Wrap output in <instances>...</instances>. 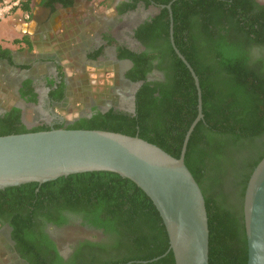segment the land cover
<instances>
[{
	"label": "trees",
	"instance_id": "16d2710c",
	"mask_svg": "<svg viewBox=\"0 0 264 264\" xmlns=\"http://www.w3.org/2000/svg\"><path fill=\"white\" fill-rule=\"evenodd\" d=\"M11 1V0H7ZM74 0H40V6L72 7ZM172 3V4H171ZM199 80L203 119L192 132L185 165L205 201L209 230V264H247L243 223L244 192L251 173L264 158V4L257 0H131L117 6L119 15L139 6L158 12L140 24L133 38L145 50L134 52L106 39L116 48L117 60L132 68L126 79L142 83L135 94L133 114L92 108L90 117L56 125L54 129L100 130L138 137L179 158L185 135L197 116V91L188 69L175 54L170 39ZM164 7V8H162ZM33 0H24L12 12L32 15ZM20 54H32L28 36L14 40ZM101 47L94 55L103 54ZM28 71L35 62L16 65L0 45V65ZM103 67V71L107 67ZM109 70V69H108ZM107 70V71H108ZM153 70L164 79L150 82ZM106 71V72H107ZM105 72V73H106ZM58 80H47L48 99L55 108L68 106L69 87L57 67ZM87 88V89H86ZM105 88V89H104ZM103 91L109 94L108 87ZM93 87L85 86L86 92ZM98 90V89H96ZM99 91V90H98ZM96 91L97 100L104 93ZM20 99L36 104L33 80H25ZM4 107V106H3ZM23 111L11 106L0 114V137L49 131V125L28 129ZM85 229L103 230L111 237L104 262L82 258L75 264H175L162 220L150 199L135 184L113 173L71 175L42 185L31 183L0 191V218L10 224L11 240L24 264H62L47 225L70 227V217ZM89 244H83L88 247ZM166 254V255H165ZM165 255V256H163ZM157 259V260H155ZM146 262V263H144Z\"/></svg>",
	"mask_w": 264,
	"mask_h": 264
},
{
	"label": "water",
	"instance_id": "95a60500",
	"mask_svg": "<svg viewBox=\"0 0 264 264\" xmlns=\"http://www.w3.org/2000/svg\"><path fill=\"white\" fill-rule=\"evenodd\" d=\"M171 4L166 6L171 44L197 91V116L185 135L180 157L174 158L138 137L100 130L51 128L9 135L0 137V191L31 183L42 185L71 175L116 174L135 184L154 205L169 239L166 254L172 252L175 264H209L205 201L185 165L190 136L203 119L201 90L196 74L174 45ZM141 84L132 83L133 102ZM57 120L64 122L62 117ZM243 223L247 264H264V158L245 188Z\"/></svg>",
	"mask_w": 264,
	"mask_h": 264
},
{
	"label": "crops",
	"instance_id": "0c3cea01",
	"mask_svg": "<svg viewBox=\"0 0 264 264\" xmlns=\"http://www.w3.org/2000/svg\"><path fill=\"white\" fill-rule=\"evenodd\" d=\"M102 2H107V6L114 10L118 4L117 0H103ZM103 4L101 3L97 7ZM90 13L92 14V8L89 9L85 5L83 10L79 0H74L70 8L55 5L54 10L41 7L40 0H33V11L29 21L20 24L13 19L14 26L8 24L9 21L0 23V45L10 50L14 57L15 55L28 56L27 59L31 61L32 59L29 58L36 56L44 64H50L56 72L57 67H60L65 74L64 69L68 67L76 70V76L99 73L100 68L105 67L102 66L105 59L111 61L114 56L115 47L107 46L106 39L116 41L112 32V24L115 22L105 18L102 19L104 21L100 26L94 27ZM76 15H80V18L78 19ZM14 34L16 37L11 38L10 35ZM23 36H28L33 43L34 51L30 55L18 53V47L13 44L14 40H19ZM101 47H104L103 58L100 56L94 60L93 55ZM17 65L21 64L17 63ZM36 86L40 88L38 83ZM43 87L45 88V84ZM100 90L103 91V88ZM53 111L57 113L58 108L53 107Z\"/></svg>",
	"mask_w": 264,
	"mask_h": 264
},
{
	"label": "rangeland",
	"instance_id": "374dc122",
	"mask_svg": "<svg viewBox=\"0 0 264 264\" xmlns=\"http://www.w3.org/2000/svg\"><path fill=\"white\" fill-rule=\"evenodd\" d=\"M37 1V0H36ZM82 6V9H85V5L91 9L92 8V23L94 27H98L101 25V23L104 21L102 19L109 18L112 19L113 22H115L113 25V34L115 37L121 41V44L131 48L134 51H142V47L139 45L138 42H136L133 38L134 30L143 22L147 21L150 17L155 15L158 10L156 8L150 7L145 8L144 6H139L137 10L133 13L127 14L125 16H118V14L115 12V10L111 7L109 8L107 6V2H102L103 0H79ZM119 2H124L125 0H117ZM264 2V0H259ZM104 3L102 6L97 7L99 4ZM94 9V10H93ZM84 13V12H83ZM94 14V15H93ZM77 18H80V15H76ZM22 24L25 21H29V19L25 18V15L19 13V12H12L2 20H0V23L8 22V24H11V26H14V21ZM87 21V20H86ZM85 21V22H86ZM15 34H17L15 32ZM14 35H10V37H14ZM16 37V36H15ZM4 41V40H3ZM11 41V39H10ZM7 42V41H6ZM15 46V45H14ZM16 47V46H15ZM253 56L256 58L264 57L263 53H260L258 50L253 51ZM28 56L23 55H15L14 60L21 65H24L26 63H30L27 59ZM32 57V56H31ZM32 59L35 63L34 66H32V69L30 73L28 74L31 77L40 79L38 82L39 92L45 93V88L43 87L45 84V78L47 76L49 77H57V72L55 71V68H53L50 64H44L38 57L35 56V58H29ZM65 75L68 79V83H71V86H69V100H68V106L65 108V110L58 109V112L55 113L53 110L50 112L52 115H59V117H62L64 119V122H71L75 119L87 115L88 110H90L93 105L97 104V92H102L100 89L104 87H108L109 93L112 94L113 90L112 88V75L109 77V75H106V71H103V69L100 68L99 73H91L88 76H80L75 75L76 70L65 68ZM72 70V71H71ZM109 71V70H108ZM80 72V71H79ZM28 74H25L21 72L20 70H12L9 66L6 64L0 65V110L3 111V109H9L11 106H14V97H13V84L9 80H7V77L9 78V75L12 80L14 78L20 76V78H25L28 76ZM110 78V79H109ZM10 79V78H9ZM87 83L89 86H92L94 89L92 92H86L84 90L85 86H87ZM119 87V86H118ZM120 86L118 88V92L115 95V101L116 104L119 102L121 96L123 94L120 93L121 90ZM87 89V88H86ZM98 89V90H96ZM4 106V107H3ZM1 111V112H2ZM0 112V113H1ZM26 112V111H25ZM40 118L43 119H35L37 116V113H33L30 111L26 112V115L23 117V123L26 125L28 129L33 128L37 124H45L48 125L51 122V119H44L45 114L48 112L42 109V107L38 111ZM38 122V123H36ZM59 237V236H58ZM73 236H68L67 238H60V241L62 242L63 246L66 244L69 238ZM76 238V237H75ZM0 264H20L17 262V259L11 255H7L6 252L0 251Z\"/></svg>",
	"mask_w": 264,
	"mask_h": 264
},
{
	"label": "flooded vegetation",
	"instance_id": "af4514ba",
	"mask_svg": "<svg viewBox=\"0 0 264 264\" xmlns=\"http://www.w3.org/2000/svg\"><path fill=\"white\" fill-rule=\"evenodd\" d=\"M129 1H131V0H125L124 2H129ZM257 2L264 4V2L259 1V0H257ZM120 3L121 2H119L117 4V6ZM153 8H155V7H153ZM135 11H133V12H135ZM115 12L118 14L117 9H115ZM133 12H129V13H126L124 15L118 14V16H120V17L125 16V15L133 13ZM116 42L119 45L124 46L131 51H134L131 48L121 44V41H119L117 38H116ZM142 49H143L142 51L145 50L143 47H142ZM142 51H140V52H142ZM134 52H138V51H134ZM104 54L102 55L101 58H103ZM14 62H15V60H14ZM4 64H6V63L4 62ZM15 64L17 65L16 62H15ZM102 64H103L102 66H107L109 64V66L107 67V70L109 69V71L106 72V75H109V77L112 75L111 76L112 77V88L111 89L113 90V93L112 94L109 93L110 95L108 96V94H107V96H106V93L102 92V93H104L103 96L99 100H97V104L93 105V107L97 108L101 113H105L110 109H114V110L122 111L125 113L133 114L135 111V100H134V102L132 100V95L134 92V85H132L131 81H129L125 78L126 74L132 68V63L128 60H117L116 48H115L114 56H113V58H111V61H108L106 58L104 63H102ZM32 65L34 66V64H32ZM31 69L28 71H22V70H20V71L25 73V74H28V72L30 73ZM12 70H17V69L12 68ZM9 78L7 77V80L12 82L13 87H14L13 88V92H14L13 97H14V102H15L14 107H17L23 111L22 119L26 115L27 111L37 113V116L35 119H43V118H40L39 113H38L39 109L42 107V109L44 108V110H46L48 112L47 114H45L44 119H46V117L48 119H51L50 124H48L50 129L54 128L56 125L65 123V122H60L59 120H57V119H59V115L53 116L52 113L50 112L51 110H53L54 106L51 105L50 100L48 99L49 90L46 87L47 80H58V77L47 76L45 78L46 79L45 80V93H42V94L39 92V88H37V86H36V84L39 82L40 79L31 77L29 74L25 78H20V76H18L16 78H14V80H12L10 75H9ZM28 79L33 80L35 92L38 95V102L36 104L26 103L24 100L20 99L19 94H18V91L21 87V84L25 80H28ZM65 79H66L65 82H66L67 87L71 86V83H68V79L66 77H65ZM163 79H164L163 74L157 70H153L151 72V74H149V76H148V81H150V82L161 81ZM135 84H138V83H135ZM118 86L119 87L122 86L120 93L123 94V96L119 97L120 100L116 104V101L114 98L118 92V88H119ZM90 110H88V112ZM1 111L2 110H0V112ZM3 112H5V109H3V111L1 113H3ZM91 114L81 116L77 119H80L83 117L84 118L90 117ZM36 123H38V122H36ZM69 219H70V225H69L70 227L54 228L51 225H47L46 228L43 229V233L46 236H48V238L54 244L57 255L62 260L61 263L62 264H75L79 260H81L82 258L90 260L92 258V256L96 257V261H98V260H100L99 262L107 261L109 259V256H108V254H106V252H105L106 250L98 253L99 250L93 251L91 249H95V248L99 247V245L108 246L109 242L111 241V237L108 235H105L103 230L85 229V228L81 227V221L80 220L74 219L72 217H70ZM11 234H12V230L10 228L9 222L7 220H5L4 218H0V251L6 252L7 255H11V256L15 257L17 259L18 263L24 264V261L19 257V254L15 250V244L11 240ZM58 236L59 237L63 236V238H67L68 236H73V237L69 238L68 241L66 242V244L63 246V244L60 241V238ZM83 244H89L88 245L89 248L84 247Z\"/></svg>",
	"mask_w": 264,
	"mask_h": 264
},
{
	"label": "built area",
	"instance_id": "2783aa9c",
	"mask_svg": "<svg viewBox=\"0 0 264 264\" xmlns=\"http://www.w3.org/2000/svg\"><path fill=\"white\" fill-rule=\"evenodd\" d=\"M24 0H0V20L12 13L13 8L17 7ZM26 19H30L29 15L25 14Z\"/></svg>",
	"mask_w": 264,
	"mask_h": 264
}]
</instances>
